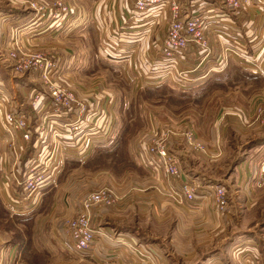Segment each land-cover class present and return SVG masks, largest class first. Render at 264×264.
<instances>
[{
    "label": "rangeland",
    "instance_id": "374dc122",
    "mask_svg": "<svg viewBox=\"0 0 264 264\" xmlns=\"http://www.w3.org/2000/svg\"><path fill=\"white\" fill-rule=\"evenodd\" d=\"M30 1L35 3L37 0L27 2L30 10L36 13L29 5ZM175 1L181 6L182 15L188 12L181 0ZM251 1V4L259 6L252 16L247 14L248 8L245 4L242 5L239 16L234 15V12L228 9L236 16L239 23L233 28L218 26L226 35L220 36L223 43L219 49L213 50L212 44L209 43L211 55L196 68H202L201 70L205 74L199 73L203 83L195 91L186 89L187 81L185 78L188 77L189 71L183 76L182 71L185 69L183 64L175 66L171 59L159 56L160 43L157 44V48L151 49L150 53L147 52L143 59H138L136 52L130 47L129 60L111 59L108 61L107 58L99 54L102 30H96L89 24L82 25V29L66 27L63 37L57 40L58 44L60 42L64 44L65 48L61 51L54 43H50L54 39L47 42L46 53L48 56L55 55L59 61H62L63 70L69 61L63 59V56H68V54L76 56L74 64L71 63L66 68L65 75L61 74L63 77L60 79L61 83L68 84L77 93L89 96L93 101H98L104 96L111 98V130L107 139L97 146L92 145L85 155L78 157L63 155L61 170L43 190L37 207L25 216L9 214L3 204L4 195L0 181V264H26L27 259L25 258L30 256L29 246L33 252L31 258L36 259V264H105L107 258L118 257L117 252L107 257L101 248H98L96 253L95 251L72 252L64 240L63 242L59 241V238L62 239V221L75 213L78 204L88 192L98 189H115L116 192L121 193L123 188L121 186V190L119 187L125 183V180H130L131 177L147 180L146 178L150 177L149 174L144 177L135 174L138 165H148L150 174L154 175V179L159 184L162 183L160 184V190L163 188L162 192H155L146 183V187L143 186L138 195L131 193L133 189L128 190L127 193L130 198L129 203H127V213L122 214L119 209H112L110 211L115 218L108 219L102 210H100L101 213L94 210L96 215L92 220L93 228L107 226L110 228L125 227L130 231L139 229L148 236L147 241L154 244L159 241L166 244V232L174 230L173 248H170L171 253H169L174 264H252L250 262V251L252 250L248 247L254 248V246L246 243L247 237L251 236L247 232H251V234L253 232L259 238L263 237L264 199L256 200L254 205L247 209V205L240 199L241 193L236 196L228 195L227 206L229 203L231 204L233 197L237 201L233 200L235 204L230 205L231 219L224 221L223 226L219 227L218 218L224 210H216L211 199L206 197L207 200H205L206 198L203 196L205 189L203 185H220L221 178L224 175L228 176L235 165L241 163L244 145L251 143L239 144L235 154L220 158V164L223 165V168H221V172H215L216 166L214 164L212 166L213 161L207 159L208 162H211L209 166L202 163H200L201 166L198 164L200 160L207 157L203 155L204 141L197 133L198 127L204 128L205 126L202 122V116L207 119L206 121L212 122L219 105L230 104L238 98L240 102H245L252 95L253 102L257 106L256 113L260 118L262 116L260 109L264 107V71H256L263 68L261 67L262 63L260 62L259 65V60L254 61L255 65L258 66L256 70L246 67L247 64L235 53L233 44L237 43L238 40L241 46L246 48L244 54L247 55L248 51V55H250L251 47L248 45V40L253 43L259 38L258 46L253 47L254 54L259 55V49H261L260 51L264 50V12L262 10L264 0ZM198 2L205 3L204 1ZM41 3V12L45 8L46 12L43 16L47 18L52 16L54 19L59 15L68 17L71 12L70 5L66 0H41ZM57 3L64 6V11H67L57 13L61 12ZM127 4L131 6L129 0ZM248 12L250 13V11ZM148 13L141 15L146 18ZM162 13L166 16L163 21L164 24L162 23L163 26L160 28L156 23L155 28L151 27L145 30L147 42L152 40L154 35L157 36L158 33L161 42L166 23L170 18L167 6L163 8ZM210 15L213 16L212 20L215 18L221 20L222 18L220 16L222 13L214 7ZM2 17L0 15V19ZM216 24L218 25V23ZM251 25L254 30L250 31ZM260 29L263 32H259ZM257 33L260 37L253 39ZM207 34L214 36L211 29ZM3 43L0 42V45L3 46ZM113 50L114 52L111 53L117 52L115 49ZM1 51L8 54V60L0 59V76L2 79L6 77L8 72V62L10 65L9 53H42V51H28L21 47H10L6 51L0 48ZM221 52L224 56L226 53H230V57L219 70L212 71L203 67L205 62H209L211 68L218 69L216 62L211 61L215 58L214 55ZM197 55L200 56V54ZM228 62H230L229 66H227ZM230 66L233 67L232 70H229L230 73H223ZM245 69L253 71H244ZM17 74L19 73L17 72ZM247 83H250L249 87ZM3 84L5 85V83ZM225 110L224 107L220 108L217 113L219 115L223 113L225 116ZM262 125L264 126V121H262ZM159 126L173 130L168 138L170 148L175 154L178 148L182 149L186 153H191V156L188 155V161L193 162L195 170L202 172L206 168L211 169L212 175L207 173L206 177L196 174L194 176L190 174V176L182 170L186 178L194 179L201 186L199 191H196V199L191 203L179 202L167 191V180L178 185L182 179L184 180L183 177H166L153 169L155 162L146 151L147 134ZM188 130L202 144L203 151H193L188 148L184 139V134ZM232 145H235V142ZM181 154L180 152V156ZM181 157L186 159L183 155ZM25 158L26 156L22 155V161ZM7 160L6 156H4V161L3 157L0 156V164L2 162L6 164ZM218 166L220 165H217V168ZM1 173L0 171V179ZM214 175L217 178H214ZM252 178H258V175L254 173ZM217 182L218 184H215ZM154 195L159 196L160 202H150L149 197L152 198ZM171 200H174L175 203ZM111 205L112 203L109 206ZM154 205H158V210L155 209ZM106 207L108 206L103 208ZM119 208L122 206L120 205ZM99 213L101 218H98L97 214ZM152 235H157L158 239ZM141 241L145 242V240ZM247 248L249 252L246 251ZM131 250L134 252L133 248L129 251ZM97 252L100 255H97ZM253 253L258 257L256 250ZM255 262L253 261V264ZM115 263V260H111L106 264ZM256 264L263 263L258 260Z\"/></svg>",
    "mask_w": 264,
    "mask_h": 264
},
{
    "label": "built area",
    "instance_id": "2783aa9c",
    "mask_svg": "<svg viewBox=\"0 0 264 264\" xmlns=\"http://www.w3.org/2000/svg\"><path fill=\"white\" fill-rule=\"evenodd\" d=\"M130 17L135 14L153 12L157 16L165 6L169 13L165 33L160 42L159 56L171 59L175 66L183 64V76L189 68L185 63V51L195 50L200 54L198 65L211 55V48L206 39L210 29L214 36L223 34L218 27L220 18L212 20L210 10L213 5L195 7L182 15L181 6L175 0H129ZM224 5L239 16L242 5L251 0H221ZM30 7L36 12L45 14L42 3L30 1ZM61 12L65 7L57 3ZM209 5V6H208ZM218 23V25L216 24ZM262 30L260 29L259 32ZM263 32V31H262ZM261 34V33H259ZM255 36L253 39L258 37ZM260 37V36H259ZM222 39V38H221ZM225 39V38H224ZM259 40V38L257 39ZM255 40L250 43V55L244 54L246 48L237 40L234 44L235 53L253 70L255 62L262 63L264 71V50L254 54L257 47ZM230 51H233L230 49ZM262 53V54H261ZM14 72L35 80L37 87L31 88L27 96L29 111L18 109L11 94L4 88L0 89V147L7 152V163L0 164L1 186L4 195L3 204L10 215H25L32 212L39 204L43 190L52 182L61 170L63 155L74 157L85 155L91 146H97L108 138L112 124L110 111L111 98L104 96L93 101L89 96L77 93L68 84L61 83L60 61L55 55L48 53L26 54L9 53ZM230 57V53L217 54L215 62L219 70ZM255 61V62H254ZM186 80V78H185ZM2 85V84H1ZM40 103V106L38 105ZM264 121V107H261ZM171 128L159 126L147 134L146 151L155 162L154 170L166 177H183L178 185L167 180V191L182 203H191L196 199V191L200 185L194 179L184 175L180 163L170 148L168 136ZM185 143L193 151H203V146L191 131L184 134ZM65 142V144H62ZM22 155L26 158L22 161ZM22 161V162H21ZM5 164V165H4ZM148 166V165H147ZM146 166V167H147ZM264 166H261V169ZM203 196L211 199L216 210L223 211L227 206V194L221 185H209L203 190ZM113 202L108 189L88 192L80 201L75 213L62 221V232L59 241L64 240L72 252H89L97 239L99 230L92 226L91 216L94 210H101Z\"/></svg>",
    "mask_w": 264,
    "mask_h": 264
},
{
    "label": "crops",
    "instance_id": "0c3cea01",
    "mask_svg": "<svg viewBox=\"0 0 264 264\" xmlns=\"http://www.w3.org/2000/svg\"><path fill=\"white\" fill-rule=\"evenodd\" d=\"M28 1L29 0H0V15L3 16L2 19H0V42H4L3 46L0 45V48H2L3 51H6L10 47H21L28 51L38 50L46 52L48 45L47 42L53 39L54 40L50 43H54V45L61 51L65 48L64 44L62 42L58 44L57 40L63 37L66 27L82 29V25L89 24L91 27H95L96 30H102V42L101 46L99 47V54L107 58L108 61L111 59L125 61L129 60L128 54L130 47L134 49L138 59H143L147 52L150 53V50L157 48V44L160 43L159 33L157 36L154 35V38L147 42L148 38L146 37L145 30L151 27L155 28L156 23L161 28L164 24V19H166V16L164 13H162V11L157 16H155L153 12H149L145 16L146 18H143L144 16L139 14H135L134 16L130 17L129 12L131 6H128V0H66L68 1L71 10L69 16L66 17L59 15L56 18L53 17L54 19H52V16L47 18L41 13H34L28 7ZM198 1H204L205 5H213L214 9L217 8L218 12L222 13V15H220L222 17L220 20L221 27L227 28L228 26L233 28L239 23L236 16H234L235 14L233 15V13L229 11L228 8L219 0H181L186 10L195 7H203V5ZM39 3L41 4V0H39ZM258 7L259 6H255L253 3L251 4L250 2H247L246 8H248L247 10L250 11V13L247 11V14H251V16L254 15ZM212 10L213 8L210 10V12H212ZM262 10L264 12V1L262 2ZM142 21L144 22L142 23ZM253 28L254 27L251 25L249 30H254ZM206 39L208 44H212L213 50L219 49L223 43V39L217 38V36H211L209 34H207ZM258 43L259 40L256 41V44ZM113 49L117 51L114 54L111 53L112 51L114 52ZM185 53L186 65L189 68L188 77L186 78V89L195 91L198 90V86L203 83L200 80L201 75L199 74L203 73L201 70L202 68L196 69L197 66H199L197 63L200 60V56H198V53L192 49H187ZM216 56L217 54L213 57L216 58ZM7 57V53L2 51L0 52V59L8 60ZM75 57L73 54L63 56V59H68L69 61L64 70L61 65L62 61H60V66L62 67H60V74L63 76L65 75L66 68H68L71 63L74 64L76 61ZM215 58L211 62H215ZM229 65L230 62H228L227 66ZM203 67L207 70L211 68L209 62H205ZM7 68L8 72L6 73V77L2 79L0 76V89L1 87H4L11 94L12 99L17 105L18 109L29 111L30 106L28 104L27 96L29 95L31 88L37 87L35 80L14 72L11 61L10 65L8 62ZM231 68L233 67H227L223 73H230L229 70H232ZM248 70L250 69H245L244 71ZM192 71L194 72L191 73ZM193 74L194 77H192ZM3 83H5V85ZM249 85L250 83H247L248 87ZM238 99L227 105H219L217 111L224 107V109H226L225 116L223 113L219 115L216 111L212 122L206 121L207 119L202 116V122H204L205 126L204 128L198 127L197 133L204 141L203 155H206L207 158L200 160L198 164L202 163L205 166H209L211 162H208V159L213 161L212 166L213 164L216 166L214 171L221 172L223 165L220 164V158L225 157L226 155L232 156L236 153L235 150L239 144H246L247 142H250L251 144L244 145V153L241 163H237L230 174L228 176L224 175L221 178V181H219L220 185L224 187L227 197L228 195L236 196L241 193L240 199L244 204L247 205V209H249L251 208V205H254L256 200L260 198L264 199V168L261 169V166H264V126L262 125L260 116L256 113L257 106L253 102L254 99L252 98V95L250 99L247 98L245 102H240ZM244 103H246V105H244ZM38 105L40 106V103H38ZM254 140L257 141L251 142ZM233 142H235V145H232ZM62 144H65V142H62ZM180 152L182 153L181 156H185L186 159L180 156ZM176 154L175 156L178 158L182 170L188 175L191 174L194 176L196 174L200 175L201 177H206L208 174L212 175L211 169L206 168L202 172L200 170L194 169L193 162L188 161V155L191 156V153H186V151L178 148L176 150ZM6 155L7 152H5L3 148L0 149V156L3 157V161L4 156ZM202 164H200V166ZM217 165L220 166L217 168ZM149 171L150 170H148V167L138 165L137 172H135V174L140 177H144L149 174L150 177H147V180H143L145 178L140 180L131 177L130 180H125V183L120 185L119 188L121 190L123 188L121 193L116 192L115 189H109L113 196L112 205L101 209L103 212H105L108 219L115 218L112 216L113 213L110 211L112 209H119L122 214L127 213V203H129L130 198L128 197L130 196L127 193L128 190L133 189V192L131 191V193L138 195V192L142 191V187L145 186L146 183L147 186L153 188L155 192H162L163 188L160 190V184L162 183L159 184V182L154 179V175L150 174ZM254 173L258 175V178H252ZM214 178H217L216 175H214ZM215 184H218V182ZM203 186L206 188L209 185ZM206 197L207 196H205V198ZM149 199L152 203L160 202L158 195H154L152 198L149 197ZM205 200H207V198ZM233 200L237 201L233 197L231 204L229 203L225 208L226 210L224 209V212L219 215V227L223 226L222 223L224 221L231 219L232 213H230L229 208L230 205L233 206V203L235 204ZM171 202L175 203L174 200H171ZM120 205L122 208H119ZM154 206L155 209L158 210V205ZM208 206L210 208V205ZM98 212H100V210ZM100 213L97 214L98 218H101V216L99 217ZM95 215L96 214L93 212L91 216L92 224V220L94 219ZM120 218H122V216H120ZM115 228H117V230H115ZM115 228H110L107 226L98 227L96 230H99L100 233L98 234L97 239L91 245V249L89 251H95L96 253L98 248H101L103 249V254L107 255V257L115 252L118 253V257L107 258L105 260V264L111 260H115V264H174V262L171 260L172 256L169 254L171 253L170 248H173L174 230L166 232V244L162 243V241H159L158 243L156 242V244H154L149 243L147 241L148 236L144 235V233H142L139 229L130 231L125 227ZM247 233L251 236L247 237L246 243L248 245L254 246V248L248 247L250 250H252L250 251V262L253 264V261H256V264L259 260V262L261 261L264 264V228L262 232V238L256 237L253 232L252 234L251 232ZM152 236L158 239L157 235ZM160 239L162 240L163 238L161 237ZM141 240H145V242H142ZM131 248L134 249V252H132V250L129 251ZM249 249L246 251L249 252ZM255 250L258 253V257L255 255V253H253ZM97 255L100 254L97 252ZM26 264L30 263L26 262Z\"/></svg>",
    "mask_w": 264,
    "mask_h": 264
},
{
    "label": "trees",
    "instance_id": "16d2710c",
    "mask_svg": "<svg viewBox=\"0 0 264 264\" xmlns=\"http://www.w3.org/2000/svg\"><path fill=\"white\" fill-rule=\"evenodd\" d=\"M75 161V160H74ZM6 213V212H5ZM6 214H8V213H6ZM29 214V213H28ZM25 215H27V214H25ZM25 215H15V216H25ZM28 244H29V242H28ZM25 245H27L26 243H25ZM28 249H29V257H27V258H25V259H27L26 260V262L27 263H30V264H36L35 263V261H36V259H33V258H31V256H32V254H33V252H32V248L29 246L28 247ZM21 254H22V251H21ZM24 257V256H23Z\"/></svg>",
    "mask_w": 264,
    "mask_h": 264
}]
</instances>
